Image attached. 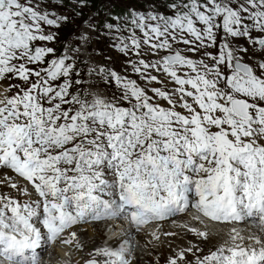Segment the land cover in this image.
<instances>
[{"label": "snow or ice", "instance_id": "obj_1", "mask_svg": "<svg viewBox=\"0 0 264 264\" xmlns=\"http://www.w3.org/2000/svg\"><path fill=\"white\" fill-rule=\"evenodd\" d=\"M144 2L0 0V264H264V0Z\"/></svg>", "mask_w": 264, "mask_h": 264}, {"label": "rangeland", "instance_id": "obj_2", "mask_svg": "<svg viewBox=\"0 0 264 264\" xmlns=\"http://www.w3.org/2000/svg\"><path fill=\"white\" fill-rule=\"evenodd\" d=\"M105 2H106V0H93L92 8L91 9H85L84 10L85 11V14H87L90 11L95 10L96 7H98L101 4H104ZM131 2H135L137 7H140L141 4L143 5L144 8H147L148 7V3H145L144 0H131ZM149 2H150V0H149ZM121 7H123V6L121 5ZM160 7H161V9H163V0H160ZM66 31H67V29H62V32H66ZM61 39H64V36L63 35L61 36ZM102 50L106 54H109V55H112L113 56V64L117 68V70L119 71V67H118V64L117 63H119V66H120L122 57H118V55L115 54V53H113L112 50L109 49V48H107L106 45L102 46ZM2 91H3V86L0 85V92H2ZM97 224H100V227L101 228L107 230V231L103 232L104 235H102V237H97L96 234H95V232L97 231V229H95V231H94L93 228L92 229L87 228L88 224H85V225L82 226V228L80 230H77V233H78V236H79V239H80L81 243H83L85 245V243L88 240L91 243L96 242L97 245H101L102 244V240H104L108 236H111L112 235V228L115 227L114 225L110 227L107 224H101V223H97ZM109 230L111 232H109ZM159 230L161 231V227H160ZM162 239H163V236L161 237V240ZM164 244L165 243L162 240V243L159 246L153 247L152 251H153V253H155L154 256L153 255L146 254L143 251L142 248L140 249V247L138 245V247H139L137 249V251H138L137 252V257L139 255V257H138V264H145V261L146 260H148L150 262V264H156V261H157V259L160 256H161V259L159 260V264H164L165 258L170 254V252L167 250V248L164 247ZM58 245H62L63 246V244H60L59 242H57L53 246H51L50 248H48L46 251H44L42 253V258L45 261V264H52V262H53L52 259L54 258V254H53V251L54 250L53 249H54V247H56ZM64 246L69 249L68 252L70 253V257L72 256L71 257L72 264H76L77 261H79L80 264H83V259H87V256H86L85 253H78L71 246H66V245H64ZM160 253H161V255H160ZM82 257H83V259H82ZM48 258H50V260Z\"/></svg>", "mask_w": 264, "mask_h": 264}, {"label": "bare ground", "instance_id": "obj_3", "mask_svg": "<svg viewBox=\"0 0 264 264\" xmlns=\"http://www.w3.org/2000/svg\"><path fill=\"white\" fill-rule=\"evenodd\" d=\"M118 64V67H119V63H117ZM102 224V223H101ZM104 226V225H103ZM211 226V225H210ZM87 228H90V229H94V231H95V229H97V233L95 232V234H96V236L97 237H102V235H104L103 234V232H105V231H107L106 229H103V228H101L100 227V224H97V223H90V224H88V226H87ZM111 229V228H110ZM113 229V228H112ZM151 230H153L151 227H149L148 228V231H151ZM160 231V230H159ZM168 231H179V229H176L172 224H171V222L169 221V222H162L161 223V232H168ZM109 232H111L110 230H109ZM100 233V234H99ZM108 234V233H107ZM111 234V233H110ZM89 235V234H88ZM91 235V234H90ZM137 239L139 240V242H140V244H143L144 243V237L143 236H138L137 237ZM163 242L165 243L164 244V247L165 248H167V250L170 252V249H169V247H168V243H167V241L168 240H173V241H175V244H184L185 243V241H182V240H176V238L175 237H169V238H166V237H163ZM102 242H103V240H102ZM96 246H99V245H97L96 244V242H93V243H91V242H89L88 240H87V242L85 243V253L87 252V251H89V250H91V249H93L94 247H96ZM139 248V247H138ZM141 249V248H140ZM139 249V250H140ZM54 251H53V254H54V258L52 259V264L54 263V264H64V262L65 261H67V260H69V258H71V257H69V256H65V252H68V248L67 247H65L64 245L62 246V245H58V246H56V247H54V249H53ZM138 252V251H137ZM142 252V251H141ZM69 253V252H68ZM70 254V253H69ZM149 255V254H148ZM160 255H161V253H160ZM154 256V255H153ZM138 257H139V255H138ZM49 260H50V258H48ZM161 259V256L157 259V260H160ZM144 261V260H143ZM145 264H150V262L148 261V260H146L145 261Z\"/></svg>", "mask_w": 264, "mask_h": 264}]
</instances>
